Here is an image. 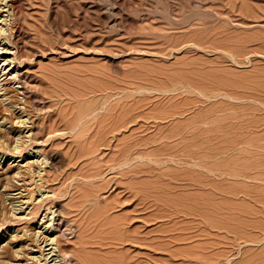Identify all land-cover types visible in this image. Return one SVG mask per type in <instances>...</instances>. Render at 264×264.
<instances>
[{"label": "rangeland", "instance_id": "1", "mask_svg": "<svg viewBox=\"0 0 264 264\" xmlns=\"http://www.w3.org/2000/svg\"><path fill=\"white\" fill-rule=\"evenodd\" d=\"M4 1L5 0H0V3H2L3 5L9 4V2L4 3ZM190 1L192 2V0ZM222 1L223 0H221L220 3L219 0V4H215L217 0H211V3L213 2L215 4L214 6L213 3L211 4L210 1L206 0L207 3L205 2V4H203L204 7L202 6V9H204L205 6L207 7L204 9L205 11L203 10L205 13L208 9H213V12L209 10L208 12H211L214 15H212L214 18L215 16L217 18V16L219 15V20H221L220 23L216 18L213 19L217 21L212 23L211 21L213 20L210 19L211 17L208 20H205L208 17H206L205 19L203 17H200V19H202L201 21H203L204 19L206 25H209L210 23L211 25H209L208 27L204 26L205 22H202V24L199 22L200 24L198 26L197 23L200 20H198L199 17L196 16L194 17V19H192L194 22H189L190 25H188V23L184 24L185 26L181 25V28L179 26L169 27V25H167L166 23H156L155 21L152 23L154 24L153 26L150 23V19H146V21L141 20V22L135 14V12L141 8V5L139 6L141 0H112L113 4L115 5L116 13L118 15V33H120H117L116 35L114 33H111V35L106 33L104 34V32H92L91 29L87 27V25H90L89 22L93 21L91 18H89L88 21L84 19L81 20L80 23H77L75 20V15L77 14V6L75 3H69L68 7H64L57 14L48 16L46 12V0H18L17 13L19 17H21L27 31V34H25L26 36L24 37V42L26 41L27 43L23 46V50L20 52L13 45V37L12 39H10L11 35L10 32H8L9 28H7L8 26H6L9 24L11 10L8 9L9 7H6L5 5L4 7L2 4L0 5V30L3 29V31H0V89L4 88L0 90V92L3 94L7 89L10 90L9 95H7L8 97H2V94H0V116L3 115L8 118L10 117L9 123L7 121L0 120V124H2V122L5 123L3 125H0V128H4L2 130L0 129L2 132H0V138L3 135V138L0 139V177H3V179H0V264H41L42 261L43 264H45L49 259L50 260L46 264L62 263L60 262L61 256L59 258L60 250L57 249L59 245L56 244V241L52 239L53 237L55 238L56 235L55 233H53L54 231H52V229L49 230V223H45L47 222V218L45 220L47 206H49L48 208H50L51 206H54V204L60 202L64 205V207H68L71 204L70 201L72 195L74 197L77 196L78 193L81 194L79 188L84 191L83 193L86 192L87 195L90 194L89 198H92L93 196L97 195L100 196L102 200H109V203L110 200H112L111 203L113 204L116 203V200L118 199L119 201H125L121 202L122 204L125 203V205H123L124 207L121 204V206H117L119 207L118 209H116L117 207L115 206V204H111L113 205L111 206V208L115 206L116 211L112 208V214H109V218L107 217V219H110V217L111 219H113L114 217L123 218V216L125 217L127 215L133 218V226H131L133 234L132 241L127 242V244L124 243L122 245L123 247L121 246L119 250H113V252L115 253H110L112 250H109L108 245V248H104L99 246V243H97V246L95 247L99 246V249L96 248L99 251L94 248L93 244L99 241L98 237H94V235L97 234L95 233L97 231L96 222H99L96 220H99V218L96 215V219H93L95 221L94 224L96 225V227L94 225V227H92L93 230L91 231H95V234H92V239L94 238L96 240L94 241V239H91V241L95 243L89 245V247H92V250L94 248V250L92 251L90 250V248L88 250H90V252L92 251L97 256L103 257V259H106L108 256H111L117 260L116 262L122 261L123 264H199V258L204 255L201 254L202 252H199L202 251V249L200 250V248L202 247L204 248V250H206H203V252H206L207 257L209 253L211 254V258L218 259L213 261V259L211 260L210 257L207 258L206 255H204L206 259L209 260L207 264H217L218 261H220L221 264H264V0H236V2H234L233 0H224L225 4L228 2L226 6L224 3H222ZM230 1L234 4L232 3L231 5L229 3ZM180 2L182 3L180 4ZM180 2V5L183 4V6L188 9L185 10L186 12L192 11L191 9L189 10V8H191V2L186 0H181ZM244 4H248L250 9H248V6L246 9V6H244ZM208 5L210 6L209 8ZM218 5L220 8L222 7L226 12L221 13V8V10H219L220 14L222 15L225 13L226 16L227 14H231V16L229 15L230 18L228 16L226 17L225 14L221 17L219 12L217 13L218 15H215L216 13L214 12H217V10L219 9V7L218 9L216 7ZM228 5H230L231 7ZM235 5L237 6L234 7ZM187 6H189V8ZM224 6L227 7V9H225ZM228 7L229 9L231 8L230 11ZM240 7H243L244 9H240ZM232 8L236 12H238L239 15L237 17V14H234L235 11L232 10ZM238 8L240 9V11H237ZM245 9L248 11L249 14ZM7 11H9V13H7ZM231 11L233 14L231 13ZM243 12L244 14L246 12V15H244ZM3 13L5 15L7 14L6 19ZM241 13L244 16L248 15V17L241 19ZM174 17L180 18V15L175 14ZM221 18H225L226 21L224 19L223 21ZM69 20H72L71 23L73 24V27L76 26L80 29L73 32H63L59 34L60 37L59 35L53 33L52 22H54L55 24H63L66 21L69 22ZM228 20L230 22H228ZM1 21L7 24L5 25ZM207 21L209 22L207 23ZM192 22L195 26H193L194 29H197L198 27L200 28L194 30L191 27V25H193ZM159 24H161L162 26ZM201 25L204 26L202 29L206 30H202V33L200 31V34L199 30H201ZM144 26L148 27L147 30L145 29L146 27L144 28ZM150 26L154 27L155 29L159 28V30H153V28L151 27V29ZM140 27L144 28L145 30L143 29V31H141L142 28ZM162 27H164V29H169H165V31H163L160 29ZM171 28H173L174 30ZM207 28L210 29L207 30ZM139 29L140 31H138ZM158 31L159 33L164 34L167 32L166 35L169 36V40L167 38L165 39L164 45L160 44V42L163 41L161 39H157L158 42L152 41L156 39H152L146 35H143V33ZM186 31L191 33V35ZM80 32H83L85 34L84 39L80 40L78 39V37L75 36L77 33ZM182 33L183 35H185L186 33V35L189 34L188 36H191V39H189V37V41L185 40L186 42H184L182 38L181 42L183 43H180L181 38L179 37L182 36L184 37V39L185 37H188L183 36ZM171 35H174V38H171ZM194 35L198 36V39L203 38V42L202 40H200L203 45L204 41L207 40V37L209 38V40H211V42H207L209 41L207 40L204 46H201L202 44L200 42H190V40L194 38ZM200 35H202L203 37ZM175 36L179 38H176V40L178 39L177 41L175 40ZM196 36L194 38L195 40L197 38ZM147 37L151 40H148ZM147 40L152 41L156 43L155 45L160 46L152 45L154 43L146 42ZM166 40H168V42ZM177 42L180 44H178ZM166 43H168L167 45L169 47L165 46ZM175 43L178 44V47L177 45L175 47ZM185 43L188 44L186 45ZM171 44H174V46L171 47ZM58 45H61L62 47ZM161 46L166 47V50L164 49V52L163 50H161ZM158 49L163 53H161ZM15 52H17L18 54H16ZM13 53H15L16 55L14 56ZM12 58H14V62L12 61ZM4 62L7 64L3 65ZM12 64L13 67H11ZM17 68L20 69V71L26 72L31 75V78L28 80V83L31 86V89H33L36 94L38 93L37 95H39V97L43 98L42 101L45 104L44 106L42 105V108L44 107L43 110L38 111V115L34 120L36 124L35 128L32 123L33 118L30 119L29 115H27L26 113L23 114L21 112V108L24 107L23 105L24 102L27 101V98L26 95H22V84L20 85L18 80L16 81L17 75L15 69ZM2 71H5V73ZM13 77L15 80L13 79ZM9 81L11 83H9ZM19 85L21 88L19 87ZM6 92H8V90ZM15 92L16 94H18L19 92V95L17 96ZM10 95H12L14 98H11ZM15 96H17L16 103H13V99H15ZM22 100H24V102H22ZM8 102H11V104H9ZM19 102L23 104H20ZM11 105L13 107H11ZM17 106L19 108V111ZM131 108L134 109V111ZM126 109H131L132 114L136 113L134 116L138 114V118L141 117L142 125L140 119L138 118L135 124V126L138 124L139 127L141 125L140 131L138 126L133 128H136L134 131H130V127H128L129 129H122L125 128L123 126L121 127V130L118 129L121 125L119 124L118 126L116 122L118 121L119 123V119L122 117V115L120 114H124V110L127 112ZM11 110L13 111V113ZM182 110L187 111L182 112L185 113V115L179 114L182 117L177 116V112H181ZM121 111L123 113H121ZM172 112H174L176 116ZM14 113H17V115ZM166 113H171L168 114L170 117H168V115H165ZM159 114H164L167 119L165 118V120L164 115L162 117V115ZM201 114H203L206 119H209V116L210 118L212 117V121L210 119L209 120L212 123L214 122V124H203V126L205 127L202 128L203 126L202 123L200 126V120L203 118L200 119V117H202L203 115L201 116ZM148 115L151 116V118L153 117L152 115H155L156 118L158 117L157 115H159V117H162V119H160L164 121H161L159 119L157 120L154 117L152 119H154L155 122H150L148 118H145L149 117ZM171 115L174 116L172 117ZM18 116L21 119L24 118V121H21V119L19 120V118L16 119V117ZM143 116L145 119L143 118ZM176 117H179L180 119H177ZM193 117L194 119L197 118V121L196 119L194 120ZM151 118L149 117L151 121H154ZM189 119H191L190 121H192L193 119V122H195H192L189 125H198L199 123L198 126L194 125V128L205 129L206 126H211V128L209 127L210 130L215 129L216 131L214 130L213 132L215 133V135L213 134L214 138H217V134L220 136H229L228 138L225 137V139L220 138V136V139H214L212 146H214V144L216 145L218 142L223 143H219L217 147L215 146L216 148L213 147L215 148V150L220 147L221 150H219L220 148H218L217 152L214 151L215 154L218 155L217 157L215 156L217 159L215 157L208 159V163L212 164V162L215 161H223L225 166L223 164L220 165V162L216 163L217 166L214 165L216 173H211V176H209L210 173L207 172V169L205 168L207 167L205 165H208V163L206 162L207 160L202 163L203 167L199 166L198 168L197 166L196 168V164H193L194 160H190L188 158L186 159V161L190 160V163L195 166L190 165L189 161L185 164V161L178 162L177 159H170L171 154H174L175 152V146L178 144L175 138L171 139L174 141H171L170 139L166 141V139H164L167 145L171 141L170 147H172L173 150H171L168 145V148L163 151V153H165H162L163 157L160 152H158H162V150L159 149L157 151L158 148H154L157 145L161 144V141H159L161 136L158 134L156 135V133L159 131L158 127H160L161 129L158 132H161V135L163 134L162 130L167 134H169L168 132H170V134H173L176 131L181 130L182 127L179 128L180 126L184 127L186 124L187 126H189ZM11 120H13V124ZM52 120H55L56 124L53 128L50 129V126L53 123ZM145 120H147L149 123H147ZM113 123H116L114 125L115 130L112 127ZM151 123H153V127L151 126ZM154 123L156 126L154 125ZM178 123H180V126L178 125ZM25 124L27 125V127L25 126ZM30 124L31 126H33L30 127ZM43 124L46 125H44L45 128L47 127L46 129L44 128ZM145 124L146 128L144 126ZM147 124H149V127L147 126ZM28 125L30 127L29 129ZM161 125H164V128H168L164 129ZM175 125L178 127L179 130L176 127H173ZM37 126L43 127L44 131L37 132ZM115 126L118 127L117 130ZM199 126L201 128H198ZM142 127L145 129H147L148 127V129L145 131V129H143ZM171 127L174 132L171 131ZM208 127L207 129H209ZM31 128H34L35 131ZM168 129H170V131ZM111 130L113 132H111ZM128 132H131V134H129ZM140 132H144V134L147 135L145 136L143 133H141L140 135ZM132 133L135 135L134 138ZM135 133L139 134L138 137L142 136L140 138L142 141L144 137L146 138L148 136L149 138L150 136L153 141L150 138V140L148 138L147 140H149L151 144H153L155 140L157 144H153L152 147L150 142H147L146 139V141L144 140L145 142L143 141L145 143L144 144L142 141H140V139H138V137L136 138ZM128 134L132 137L130 139H134L135 141L138 140L141 142V144L140 142L138 143V148L140 144L139 150L144 148V151H142L141 153V151L138 150L141 154L137 151L136 155L139 154V157H141L143 153H146V155L143 156L142 159V161L144 160L143 163L146 162L144 166L145 168L139 162V160L141 161V158L139 159L137 157L139 160H135L137 162H134L135 164H132V169L130 171L126 168V166L120 168L122 169L121 171H123L124 175H126V172L130 176L128 177L126 175L128 178L126 176L125 178L123 174L120 173V169H118L119 172L116 169V174H120V177L118 176L117 178V175L114 173L115 171H111L115 162L113 161L112 157L109 156L112 155L113 157H115L114 152H117L119 147L117 150L115 149L116 151L114 150V147L117 148L118 144L120 143L119 141L123 142V139H125V137L129 138V136H127ZM104 139L106 140V144L100 143V141H103L105 143ZM130 139H126L124 142L126 143L127 140H129V142L132 141ZM199 139L200 137H198V140ZM226 139L227 141H230L224 142V140ZM217 140L218 142H216ZM122 142L119 146L123 144ZM159 142L160 144H158ZM173 142L176 143V145H174ZM141 145H147L149 147H141ZM145 148H147L146 152ZM150 148H152V150ZM51 150L59 152L63 158L62 163L60 164L61 168L59 167V169L57 170L51 169ZM153 150H155L156 152H153ZM167 150L170 154V156H168L169 159H167L168 161H166L165 159L168 155ZM219 152L220 154H218ZM151 153H153L155 156H158L159 154L160 158L159 156H151ZM221 153L224 154L221 155ZM47 155L49 157H47ZM153 159H156V162ZM212 159L214 161L211 162ZM110 160H112V164ZM171 160L174 161L175 165L172 163ZM106 161L107 163H105ZM108 161L110 162L108 163ZM149 161H151L152 163L150 162L149 164H147ZM225 161L229 163L230 166H227L228 164ZM138 162L140 166L139 164H137ZM171 163L173 164L174 169L175 166L179 169L182 166L181 171L179 169L174 170L173 168H171ZM106 164H108L109 167L106 166ZM150 164L153 167H151ZM218 164L223 167L220 168ZM146 165H148L149 169L151 170H153L154 168L153 171H155L156 175L153 171H151L150 173L148 171L149 169H147L148 166L146 167ZM141 166L144 168V170L146 169L145 171L142 170L144 172L141 171ZM17 167L20 169H18ZM184 167L187 168L184 169ZM194 167L196 170L194 169ZM227 167L230 169H228ZM133 168L135 170H133ZM136 168L140 169V171L137 169L138 172H136ZM203 168L204 171H202ZM219 168L220 170H218ZM172 169L174 170V175L171 171ZM98 170L99 172H101V174H99ZM108 170L110 172H108ZM178 170L179 172H176ZM197 170H200L201 172H198V175L197 173H195V171ZM127 171H129L130 173ZM183 171H185L184 175L189 177V179L188 177H185L187 178V181L179 179V177L181 178V174H183ZM37 172H39V174H37ZM141 172L142 174H144L145 172L146 173L144 175H141ZM147 172L150 173V175ZM175 172L178 173L176 174L178 175L176 176L178 180H176L177 178H175ZM180 172L181 174H179ZM23 173H26L27 175ZM135 173H139L140 175H137ZM163 173H171L172 177L170 178H173L176 181H172L170 178L167 179V177H164L165 174ZM207 173H209V175ZM7 174L9 175V178ZM22 174L26 177H20ZM131 174L135 175L136 178L133 179L132 177L134 176ZM190 174L191 176H189ZM204 174H207L208 176L206 177V175ZM5 175L6 177H4ZM160 175L163 176V181H166L165 183L167 184V187L164 186L165 184H162L164 182H162V177ZM213 175L215 178L213 177ZM30 176L35 177L34 180L38 182L35 183L37 187L38 185L42 186V188H40L41 191L37 188L40 191V194L35 190L34 191L37 193V195L35 193L32 194V197H34L33 199H36L37 197V201L35 202L38 203H34L33 201V204L25 203L26 197H30L31 194L29 191H26V193L23 190V187L26 186L27 178H29ZM95 176L97 177V179H91L92 177L96 178ZM156 176H160L159 178L161 179H158ZM166 176L169 177L170 174H167ZM41 177H43L46 181H44V179ZM113 177H116L117 181ZM130 177L137 183H140L144 186L142 187L140 184H136V182L131 180ZM190 177L191 180L193 179L195 180V182L196 179L198 180L201 177H203V180L205 178L210 177V179L214 178L213 180L217 181L215 185V181L212 180L214 183L213 185H215L213 187L216 188V186L218 185L219 190H215L214 188V192H216L218 195L216 193H213L215 196L213 197V201H217L218 203H220L219 207H216V211H219L216 215H218V219H222L220 222L223 221L225 226L227 222V225L231 224L229 225V228H231L229 234L231 237L236 235L234 237L236 241L234 238V241L231 240L232 244H224L223 241L225 239H222L223 237H221L225 234L224 230H217L218 232L215 230L216 234L215 232H213V230L209 237L213 238L211 237L212 235L214 237H217H215L216 240L214 238L212 240L207 237L210 231H207V233L206 231L203 232V236L202 233H199L201 231H199L197 235L198 237L195 238L198 230L195 231L197 228H194L195 230L193 229L189 231H192L191 233L188 232L189 235L191 234L192 237L189 236L187 233L186 235L188 236L186 237L190 238H185L184 235L180 240V237L175 236L177 235L175 234L177 232L176 230H174L175 228H170L173 225H171L172 222L168 221L169 217L166 216L168 212H166L165 208H160L161 205H159L160 209L157 207V209L160 210L159 211L154 206L151 208L152 210L147 209L148 206L146 207V205L142 206L144 205V197L141 199V197L144 195L143 192L146 191L147 193H154L159 189L161 190L160 187H163V190H161L163 192L159 190V193H161V195L158 192L155 193L159 194L160 196H163L162 198H166L169 201L176 199L174 200L175 203L178 202V200H182V203L179 201V203L177 204H184V206H188V204L192 205V203H195L194 200L197 201L198 198L201 199V197L204 195V191L200 190V193H198L199 189H197V186H195V183L193 181H190ZM109 179L112 182L108 181ZM120 179L121 181L127 179V182H120ZM169 179L174 184L180 183V186L177 185L179 186L177 187L175 186L176 184H172L171 187H169L168 189V185L171 184ZM130 180L132 183L129 182ZM158 180L162 183L156 182ZM206 180L207 179H205V181ZM115 181L116 183L118 181L120 183H117V185H115ZM140 181L144 182L145 184L141 183ZM147 181L150 183L153 182V184H155L154 186L159 189L155 190V187L153 188V184H150ZM167 181H169L168 183L170 184H168ZM105 182H110L109 184L112 187H109L108 184L106 185ZM190 182H193L194 185ZM42 183L44 184L42 185ZM182 183L184 184L183 187L185 189L181 186L183 185ZM45 184L46 186L44 187ZM121 184L125 188L126 186H130V184H134L132 186L133 190L134 188H138L133 192L134 194L136 193L135 196L137 195V197L140 198L131 199V195L129 194L127 197L124 198V196L127 195L129 191L127 190L124 192V190L126 189H124L123 187L121 188V186H119ZM189 184H192L194 188L190 185V189ZM100 185L102 186V188L98 187ZM138 185H140L144 189V191L142 188L140 189V186ZM164 187H166V189ZM173 188H176L178 195L180 191H182L184 193V196L181 193V195H179L181 197H179L177 193H175L176 191ZM44 189L45 191H43ZM138 189L140 191L142 190V193L138 191ZM152 189L153 191H151ZM164 189L166 190V192ZM193 189L195 191L197 189L196 193L198 194H201V192H203L202 195H200L199 197V195L196 194ZM93 190H95L94 194L91 192ZM225 190L228 193H226ZM62 191H65V193L67 191L68 195H66V197H60L59 195H61L60 193H62ZM17 192L18 194H15ZM55 192L57 193L56 195ZM87 192L91 193L88 194ZM138 192L140 193L137 194ZM189 192H192L191 194H193V196L189 194ZM220 192L221 194L222 192H225L228 195L224 193V195L222 194L221 196ZM173 193L175 194V198L170 199L173 198ZM185 193L189 195H186ZM26 194L27 196L25 197ZM167 194H169L168 198ZM195 194L198 197H195ZM87 195H85V197ZM91 195L93 196L91 197ZM159 195L157 196L159 197ZM155 196L152 197V199L155 198ZM191 196L193 200L191 199ZM224 196H226V199H222L224 198ZM45 197L48 198L46 199ZM186 197H189L190 199L187 200ZM42 198H45L44 202ZM128 198H130V201ZM183 198L187 201V203L185 200V202L183 201ZM214 198H218V200ZM140 199L142 200V205L141 201H139ZM38 200L42 201L39 203ZM189 201L193 202L191 203ZM104 203L105 202H103L102 206L105 205ZM159 203L161 204L160 201ZM218 203H215L216 205L214 203L213 204L215 206H218ZM42 205L43 208H41ZM221 205H223L224 207ZM227 205L229 206V208H227ZM21 206L22 208H20ZM107 207L109 208L110 206ZM144 207L149 211H147ZM222 207L227 209L223 210ZM140 208H144V211H140ZM82 209L83 211L81 210V213L77 212L76 214H72L69 216L73 217L74 219L77 218L75 220L79 219L77 222H80V224H82L83 222H81L80 219L83 220L86 218V220L84 221H89L88 224H90V221L92 220H90V215L93 216L95 215V213H91L92 209L88 207H82ZM137 209H139L138 211L141 213H139ZM162 209L166 213H164ZM37 210L38 212L39 210H41V212L37 213ZM87 210L90 211L88 212ZM66 211L67 210H65V212ZM150 211H154V213L155 211H157V213H160L154 214ZM227 211H229V214H226ZM150 213L153 214V218H156H154L155 221L152 219V215H149L151 221L147 220V218H149L147 214ZM162 213L164 214V216L168 217L166 218L168 220L161 219V217H158L160 218L158 219L156 217V215H163ZM219 213H224L226 217L222 214L224 217L221 218L222 215ZM82 215L85 218H83ZM86 215L88 218L86 217ZM143 215L147 218H143ZM92 216L91 218L94 217ZM136 216L138 218H134ZM228 216L231 217L229 218V221H227ZM42 219H44L45 221ZM223 219H226L225 222H227L225 223ZM93 220L91 226L93 224ZM114 220L116 219L114 218ZM120 220L121 219H117V222H121ZM160 222H164V225L170 223V225L168 224L169 227L167 225L164 227L161 225L163 223ZM233 225H236L237 227L239 226V231H237V227H234ZM231 226L234 228L233 232L239 234H233V228ZM162 227L164 228V233ZM167 227L168 229L170 228V230L167 231L168 233L165 231ZM159 229L162 230L161 236H159L160 232L158 233V231H160ZM193 231L195 232V236L194 234H192L194 233ZM115 232L117 231L114 230V233ZM171 232L175 234L174 237H170L173 236V233L171 234ZM121 233H125V231L122 230V232H120L119 234L121 235ZM48 235L50 236V238ZM124 235L125 234H123V236ZM237 235H239V237ZM170 238H176L178 240L174 239V241ZM75 239L76 237L74 238L70 236L68 239L69 241L67 240L65 243L73 246ZM39 240L42 241L40 242ZM217 240L219 241L217 242ZM160 241L165 246H163ZM170 241L173 242L171 243ZM210 241H213V243L211 242L213 245L216 244L215 247H212L213 245L210 246ZM220 241L223 242L224 246L219 243ZM206 242H208L209 245H205L204 247V244H206ZM217 245L220 247H218ZM159 246H161L162 248L159 249ZM39 247H42L44 250L40 249ZM163 247L165 249H163ZM37 248L39 249V251ZM211 248H213V250L215 248V250L213 251ZM102 249L103 251L101 252ZM210 249L212 250V253L208 252L210 251ZM50 250H52L53 252ZM108 250L109 252L106 253ZM197 251L199 252V256L196 254ZM42 252H44V254ZM223 252H225V254ZM213 253L215 254V256L216 253H220V256L218 255L219 257H215ZM43 255L45 257H43ZM48 256L49 258L46 259V257ZM30 257L34 259H30ZM35 257L37 259H35ZM53 257L56 258V262L54 261ZM25 261L30 263H26Z\"/></svg>", "mask_w": 264, "mask_h": 264}, {"label": "bare ground", "instance_id": "2", "mask_svg": "<svg viewBox=\"0 0 264 264\" xmlns=\"http://www.w3.org/2000/svg\"><path fill=\"white\" fill-rule=\"evenodd\" d=\"M7 0H5L4 1V3H8L9 2V4H4L6 7H9L8 9H10L11 10V17L9 18L10 20H9V24L8 25H6L3 21H1L2 23H4L6 26H8L7 28H9V31L8 32H10V39H12V37H13V45L15 46V48L20 52V51H22L23 50V46L27 43L26 41L24 42V37L26 36L25 34H27V31H26V28H25V25H24V23H23V21H22V19H21V17H19V15H18V6H17V2H18V0H10V1H7ZM21 1V0H20ZM181 0H141V3H139V6L141 5V8L140 9H138L136 12H135V14L137 15L136 17H138V19H140V21L142 20V21H146V19H150V23L152 24L154 21L156 22V23H166L167 25H169V27L170 26H173V27H181L182 28V26L181 25H184V24H186V23H188V25H190L189 24V22H191V21H193L192 19H194V17H199L198 18V20H200V21H198V23H197V25L199 26V24L201 23L202 24V22H205L204 21V19L206 18V17H208V18H206L205 20H208L210 17V19L211 20H213V21H211V20H209V21H211L212 23L213 22H215V21H217V20H214L215 18H216V16H215V18L213 17L214 15L211 13V12H208V10H207V12L205 13L204 11V9L205 8H207L206 6H205V8L204 9H202L204 6H203V4H205V2H206V0H192V2L190 1V0H186V1H189V2H191V8H189V6H187L188 8H189V10L191 9L192 11H188V12H186L185 10H188V9H186V7L185 6H183V4L182 5H180L182 2H180ZM208 1H210V3H211V0H208ZM213 1H216V0H213ZM232 1V0H231ZM229 2L231 5H232V3L233 2ZM234 2H236V0H233ZM179 2H180V4H179ZM69 3H75L76 4V6H77V9H76V12H77V14L75 15V17H76V22L77 23H80L81 22V20H84V19H86L87 21H88V19L89 18H91L93 21H91V22H89L90 23V25L88 26L87 25V27H89V29H91V31L92 32H104V34L106 33V34H111V33H114L115 35L118 33V25H119V23H118V15H117V13H116V10H115V5L113 4V2H112V0H46V5H47V7H46V12H47V15L48 16H52L53 14H57L61 9H63L64 7H68L69 6ZM207 3V2H206ZM213 3V2H212ZM211 3V4H212ZM220 3H221V0H220ZM222 3H224L225 4V2H224V0L222 1ZM228 3V2H227ZM226 3V4H227ZM2 3H0V5H1ZM211 4H209V5H211ZM215 4H219V0H217V2H215ZM215 4L213 3V5L215 6ZM226 4H225V6H226ZM234 4V3H233ZM236 4V3H235ZM243 4V3H242ZM3 5V4H2ZM4 5H3V7H4ZM208 5V8L210 7ZM182 6V7H181ZM203 6V7H202ZM221 6V5H220ZM224 6V8L225 9H227V7H225ZM228 6H230V5H228ZM237 5H235L234 7H236ZM244 6H246L245 8L247 9V6H248V4H244ZM2 7V8H3ZM144 7V8H143ZM184 7H185V9H184ZM217 7V9H218V7H219V5L218 6H216ZM231 7V6H230ZM233 7V8H234ZM249 7V6H248ZM96 8V9H95ZM222 8V7H221ZM221 8L219 7V9L217 10V12H214V13H216L215 15H218L217 13L219 12V10H221ZM232 8V10H234ZM241 8H243V7H240V9ZM8 9H5V10H8ZM143 9V10H142ZM202 9V10H201ZM228 9H229V7H228ZM240 9L238 8L237 9V11L239 10L240 11ZM244 9V8H243ZM245 9V10H246ZM248 9H250V7L248 8ZM204 10V11H203ZM216 10V9H215ZM222 10H224L223 8H222ZM220 11L221 13L222 12H225V10L224 11ZM231 10V8L229 9V11ZM209 11H212L213 12V9L212 10H209ZM228 11V10H227ZM228 11V12H229ZM235 11V10H234ZM242 11V10H241ZM247 11V10H246ZM1 12V11H0ZM132 12V11H131ZM220 12H219V14H220ZM227 12V13H228ZM236 12V11H235ZM234 12V14H237L236 15V17L239 15L238 14V12H236L235 13ZM7 13H9V11H7ZM188 13H190V14H188ZM208 13V14H207ZM226 13V12H225ZM224 13V14H225ZM231 13H232V11H231ZM247 13H248V11H247ZM1 14V13H0ZM4 14V13H3ZM130 14H132V13H130ZM134 14V15H135ZM180 15V18H175L174 17V15ZM209 14H211V15H209ZM224 14H222V15H224ZM233 14V13H232ZM243 14H244V12H243ZM249 14V13H248ZM5 15V14H4ZM7 15V14H6ZM6 15L4 16L5 17V19H6ZM133 15V16H134ZM213 15V16H212ZM221 15V14H220ZM222 15H221V17H222ZM229 15L231 16V14H227V16L229 17ZM244 15H246V12H245V14ZM244 15H242V13H241V15L240 16H242V18L241 19H244L245 17L247 18L248 17V15L247 16H244ZM219 16V15H218ZM217 16V18L216 19H218V21H219V23H220V21L221 20H219L220 18ZM225 16H226V14H225ZM224 16V17H225ZM226 16V17H227ZM233 16H235V15H233ZM232 16V17H233ZM244 16V17H243ZM8 17V16H7ZM200 17H203L204 19H203V21H201L202 19H200ZM225 17V18H226ZM214 18V19H213ZM225 18H223L224 20H225ZM230 18V17H229ZM5 19H4V21H5ZM222 19V18H221ZM222 19V20H223ZM228 19V18H227ZM147 20V21H148ZM223 20V21H224ZM230 20V19H229ZM228 20V22H230ZM135 21V20H134ZM141 21V22H142ZM209 21H207V23L209 22ZM226 21V20H225ZM7 22V21H6ZM72 22V20H69V22H65V23H54V22H52V28H53V33L54 34H56V35H59V34H61V33H63V32H73V31H77L78 29H80V28H78V27H76V26H74L73 27V24L71 23ZM137 22H139V21H137ZM194 22V21H193ZM193 22H192V24H193ZM200 22V23H199ZM88 23V22H87ZM88 23V24H89ZM155 23V24H156ZM205 24V25H204ZM203 25L204 26H208L209 27V25H211V23L208 25H206V22L204 23ZM218 24V23H217ZM150 25V24H149ZM148 25V26H149ZM153 26H154V24H152ZM159 25H161V24H159ZM165 25V24H164ZM167 25H165V26H167ZM213 25V24H212ZM3 26V25H2ZM162 26V25H161ZM185 26V25H184ZM194 24L193 25H191V27L194 29ZM204 26H202L201 25V30H199V33H200V31H201V33H202V30L203 31H205L204 29H202ZM214 26V25H213ZM146 26H144V28H145ZM152 26H150V28H151ZM168 27V26H167ZM140 28H142V27H140ZM144 28H142V30L141 31H143V29ZM147 28L148 27H146L145 29L147 30ZM153 28V30L155 29L154 27H152ZM151 28V29H152ZM180 28V29H181ZM190 28V27H189ZM200 27H198L197 29H199ZM213 28V27H212ZM144 29V30H145ZM158 30H159V28H157ZM157 29H155V30H157ZM161 30H163V31H165V29H169V28H165L164 29V27H162V28H160ZM171 29H173V28H171ZM177 29V28H176ZM175 29V30H176ZM196 29V28H195ZM194 29V30H195ZM196 29V30H197ZM208 29H210V28H207V30ZM6 30H8V29H6ZM174 30V29H173ZM0 31H3V29L2 30H0ZM138 31H140V29L138 30ZM171 31V30H170ZM135 32V31H134ZM169 32V31H168ZM174 32V31H173ZM186 32H188V31H186ZM190 32H192V31H190ZM120 33V32H119ZM118 33V34H119ZM133 33V32H132ZM139 33H141V32H139ZM167 33V32H166ZM166 33L164 34V33H159V31L158 32H147V33H143V35H146V36H148V37H150V38H154V39H156V40H152V41H157V39H161V40H163V41H161L160 42V44H163L164 45V43H165V39L167 38H169V36H167L166 35ZM175 33V32H174ZM189 33V32H188ZM200 33V34H201ZM0 34H1V32H0ZM185 34V33H184ZM187 34V33H186ZM183 35V33H182V35L183 36H188L189 34L191 35V33H189L188 35ZM196 34V33H195ZM112 35V34H111ZM168 35H169V33H168ZM176 35V34H175ZM76 37H78V39H84V37H85V34L83 33V32H80V33H77L76 35H75ZM195 36L196 35H194L193 37L195 38ZM200 36H202V35H200ZM28 37V36H27ZM59 37H60V35H59ZM140 37V36H139ZM148 37H147V39H148ZM174 38V35L172 36L171 35V38ZM190 37V38H189ZM197 38H196V40H198V41H196L194 38L192 39V40H190V42H193V43H195V42H200L201 43V41L200 40H202L203 38H201V39H198V36H196ZM203 37V36H202ZM141 38H143V37H141ZM140 38V39H141ZM176 38H178V37H176L175 36V40H176ZM179 38H181V40H180V43H183V42H181L182 41V38H183V41L184 42H186L185 40H187V41H189V39H191V36H188V37H185V39H184V37H179ZM178 38V39H179ZM187 38V39H186ZM189 38V39H188ZM56 39H58V38H56ZM55 39V40H56ZM135 39V38H134ZM177 39V40H178ZM207 40H209V38L207 37L206 38ZM205 39V40H206ZM145 40V39H144ZM148 40H151V39H148ZM146 41V42H152V41ZM169 40V39H168ZM168 40H166L167 42H168ZM176 40V41H177ZM206 40V41H207ZM58 41V40H57ZM56 41V42H57ZM176 41H173V42H176ZM195 41V42H194ZM206 41H204V45L206 44ZM11 42V43H12ZM145 42V41H144ZM143 42V43H144ZM158 42V41H157ZM163 42V43H162ZM169 42H171V41H169ZM190 42H188V43H190ZM202 42H203V40H202ZM207 42H211V40H209V41H207ZM152 43H154V42H152ZM152 43H149V44H152ZM178 43V42H177ZM175 43V47H176V45H177V47H178V44H180V43ZM188 43H185L186 45L188 44ZM6 44V43H5ZM147 44V43H146ZM148 44V45H149ZM156 43H154V44H152V45H155ZM158 44V43H157ZM168 43H166L165 44V46L166 47H169L168 45H167ZM170 44V43H169ZM184 44V45H185ZM198 44V43H197ZM202 44V43H201ZM12 45V46H13ZM172 45V46H171ZM170 46L171 47H173L174 46V44H171ZM183 45V46H184ZM185 45V46H186ZM203 44L201 45V46H204ZM13 46V47H14ZM58 46H61V45H58ZM155 46H160V45H155ZM179 46H182V45H179ZM62 47V46H61ZM164 47V46H163ZM162 46H161V50H163V52L166 50L165 48L166 47H164L163 48ZM159 48V47H158ZM160 49V48H159ZM158 49V50H159ZM165 49V50H164ZM160 51V50H159ZM6 52V51H5ZM161 52V51H160ZM163 52H161V53H163ZM16 54H18L17 52H15ZM15 53H13L14 54V56L16 55ZM7 54V53H6ZM15 58V57H14ZM14 58H12V61L14 62ZM10 59V58H9ZM16 59V58H15ZM8 60V59H7ZM11 60V59H10ZM9 60V61H10ZM17 60H18V58H17ZM6 61V60H5ZM9 63H11V62H9ZM17 63V62H16ZM7 63H3V65H6ZM10 66V65H9ZM11 67H13V64H12V66ZM5 68V67H4ZM22 68V67H21ZM11 69V68H10ZM15 71H16V75H17V78H16V81L18 80V82L20 83V85L22 84V90H23V93H22V95L24 94V95H26V98H27V101H26V99H25V101L26 102H24V100H22V102H24V107H22L21 108V112L23 113V114H27V115H29L30 116V119H32L33 118V125H34V128H35V122H34V120H35V118H36V116L38 115L37 113H38V111L39 110H43V108H42V105L44 106L45 104L43 103V101H42V99L43 98H41V97H39V95H37L35 92H34V90L33 89H31V86L29 85V83H28V80L31 78V75L30 74H28V73H26V72H22V71H20V69H15ZM2 72H4L5 73V71H2ZM11 72V71H10ZM8 74V73H7ZM15 77V76H14ZM14 77H13V79H14ZM5 78V77H4ZM10 79V78H9ZM8 80V79H7ZM15 80V79H14ZM6 83V82H5ZM4 83V84H5ZM9 83H11L10 81H9ZM15 83H17V82H15ZM3 85V84H2ZM10 85V84H9ZM20 85H19V87H20ZM6 87V86H5ZM8 88V87H7ZM21 88V87H20ZM2 89H4V88H2ZM2 89H0V90H2ZM8 90V92H6ZM3 94L0 92V94H2V97L3 96H7V95H9V89H7ZM17 91V90H16ZM12 92V91H11ZM10 92V93H11ZM22 92V91H21ZM20 92V93H21ZM14 93V92H13ZM15 94H16V92H15ZM13 95V94H12ZM12 95H10V97L11 98H14ZM17 96L19 95V92H18V94H16ZM17 96H15V99H13V103H16V98H17ZM8 97V96H7ZM6 97V98H7ZM25 97V96H24ZM4 99H5V97H4ZM20 99V98H19ZM18 100V99H17ZM12 101V100H11ZM20 101V100H19ZM18 102V101H17ZM45 102V101H44ZM9 104H11V102H8ZM20 104H23V103H21V102H19ZM17 105V104H16ZM15 105V106H16ZM10 106V105H9ZM9 106H7V107H9ZM14 106V107H15ZM22 106V105H21ZM11 107H13L12 105H11ZM17 108H18V106H17ZM16 108V109H17ZM7 109V108H6ZM11 109V108H10ZM15 109V110H16ZM45 109H46V107H45ZM132 109V108H131ZM131 109H129V110H131ZM9 110V109H8ZM13 110V109H12ZM11 110V111H12ZM127 110V109H126ZM129 110H127V112L124 110V114H120V115H122V117L121 116H119V117H121L120 119H119V117H118V119H119V123H118V119L116 120L117 122V125L119 126V124L121 125L120 126V128H118V127H116L115 126V128H116V130H117V128L118 129H120L121 130V127L123 126V127H125V128H122V129H127L128 127H130V131L131 130H135V129H133L134 127H137L138 126V124L135 126V124H136V122H137V118L139 117L138 116V114L136 115V116H134L136 113L135 112H133V113H135V114H132L131 112H132V110L134 111V109H132L131 111H129ZM7 111V110H6ZM10 111V110H9ZM18 111H19V108H18ZM123 111V110H122ZM121 111V113H123ZM182 112H187L186 110L185 111H179V112H177V116H180L179 114H181V115H185V113H182ZM12 113H13V111H12ZM20 113V112H19ZM22 113H21V115H22ZM172 113H174V112H172ZM175 113H176V111H175ZM175 113H174V115H175ZM7 114H9V113H7ZM14 114H16L17 115V113H14ZM140 114H142V113H140ZM168 114H171V113H166L165 115H168ZM11 115V114H10ZM13 115V114H12ZM159 115H162V114H159ZM159 115H157L158 117L156 118L155 117V115H152L153 117L152 118H156L157 120L159 119V120H161L162 119V117H163V115H162V117H159ZM165 115H164V119L166 118L165 117ZM173 115V116H174ZM200 115V114H199ZM198 115V116H199ZM203 114H201V116H202ZM6 116H8V115H6ZM40 116V115H39ZM38 116V117H39ZM149 116V115H148ZM172 116V115H171ZM172 116V117H173ZM176 116V115H175ZM197 116V115H196ZM204 116V115H203ZM200 117V119L201 118H203V119H201L200 120V126H201V123H202V126H203V124H206V125H211V118H210V116H209V119L211 120H209V119H206V117L204 116V117ZM21 117V116H20ZM26 117H28V116H26ZM150 118H151V116H149ZM149 117H145L146 119L148 118V120L150 121V122H155V120L154 119H152V120H154V121H151L150 119H149ZM168 117H170L169 115H168ZM180 117H182V116H180ZM10 118V117H9ZM8 117H5V116H3V115H1L0 116V120H4V121H7L8 123L10 122ZM17 118H19V116L18 117H16V119ZM143 118H144V116H143ZM144 118V119H145ZM161 118V119H160ZM177 119L179 118V117H176ZM175 118V119H176ZM199 118V117H198ZM21 118H19V120H20ZM24 119V118H23ZM23 119H21V121H24ZM38 119V118H37ZM138 119H140V122H141V117L140 118H138ZM144 119H142V120H144ZM167 119V118H166ZM165 119V120H166ZM169 119V118H168ZM171 119V118H170ZM180 119V118H179ZM193 119H194V117H193ZM193 119H192V121H190L191 119H189V121H190V123H188V125L189 124H191L192 122H193ZM196 119V121H197V118H195ZM194 119V120H195ZM28 120V119H27ZM156 120V121H157ZM199 120V119H198ZM1 121V122H2ZM12 121V124H13V120H11ZM15 121V120H14ZM147 123H149L147 120H145ZM161 121H164V120H161ZM214 121V120H213ZM6 122V123H7ZM16 122V121H15ZM14 122V123H15ZM52 124H51V126H50V129L51 128H53L54 127V125L56 124V121L55 120H52ZM113 122H115V121H113ZM145 122V123H146ZM186 122V121H185ZM24 123V122H23ZM29 123V122H28ZM115 123V124H116ZM183 123V122H182ZM181 123V124H182ZM187 123V122H186ZM186 123H184V124H186ZM193 123H195V122H193ZM196 123H198V122H196ZM3 124H5L4 122H2V124H0V125H3ZM114 123H113V129H114V125H115ZM160 124V123H159ZM159 124H157V125H159ZM161 124H162V122H161ZM212 124H214V122L212 123ZM32 125V126H33ZM40 125V124H39ZM38 125V126H39ZM45 124H43V126H44ZM112 125V124H111ZM140 125V124H139ZM141 125H142V122H141ZM141 125H140V127H141ZM149 124H147V126H148ZM154 125H155V123H154ZM178 125L180 126V123H178ZM194 125H196V124H194ZM194 125L192 124V125H189V126H187V124L183 127V126H180L179 128H181V130H179L178 129V127L175 125V126H173V127H176L179 131H176L175 133H173L174 131H173V129H172V127H171V131H173V132H171V133H173V134H170V132H168L169 134H167L166 132H163V130H162V135L160 134V133H158L161 129H160V127H158V129H159V131L156 133V135L158 134V135H160L161 137H160V140L159 141H161V144H160V142L158 143V144H160V145H157L156 147H154L155 149L156 148H158L157 149V151L159 150V149H161L162 150V152L161 151H158V152H160V154L162 155V153H163V151H165L166 150V148H168V147H170V143H171V141H174V140H171V139H174L175 138V140L177 141V145H176V143H174V145H176L175 146V148H174V154L172 153L171 154V157H170V159H177L178 160V162L179 161H185L184 163L186 164V163H188V161H189V164L190 165H193V164H196V166L195 165H193V166H195L196 168H197V166H198V168H199V166H202L203 167V165H202V163L204 162V161H206L207 163H208V159H211V158H214L215 156L217 157L218 155H216L215 154V152L214 151H218L217 149L218 148H220V147H218L216 150H215V148L217 147V145L219 144V143H223V142H218V140L216 141V142H218L216 145L214 144V146H212V144H213V142H214V139L216 140L217 138H219V136L220 135H218L217 134V138H214L213 136L215 135V133H213L214 132V130L213 129H211L210 130V128H211V126H206V128L205 129H202V128H204L205 126H203L202 128L199 126L198 128H201V129H197V128H194ZM198 125H199V123H198ZM198 125H196V126H198ZM14 126V125H13ZM25 126L27 127V125L25 124ZM31 126V124H30V127H32ZM36 127V131L38 132H41V131H44L43 129L45 128V126H44V128L43 127ZM42 126V125H41ZM145 126V128H146V124L144 125ZM151 126L153 127V123H151ZM156 126V125H155ZM162 127L164 126V125H161ZM166 126V125H165ZM29 127V125H28V129L30 128ZM139 127V126H138ZM139 127V131H140V128ZM149 127V126H148ZM148 127H147V129H148ZM207 127L209 128V129H207ZM34 128H31V129H34ZM47 128V127H46ZM45 128V129H46ZM143 128V127H142ZM145 128H143V129H145ZM164 128V127H163ZM168 128V127H167ZM167 128H164V129H167ZM194 128V129H193ZM215 128V127H214ZM1 130L2 129H4V128H0ZM112 129V128H111ZM112 129V130H113ZM129 129V128H128ZM147 129H145V131L147 130ZM151 129V128H150ZM149 129V130H150ZM153 129V128H152ZM156 129V128H155ZM1 130H0V132H1ZM111 130V132H113ZM169 131H170V129H168ZM34 131H35V129H34ZM128 131V130H127ZM144 131V130H143ZM144 131V132H145ZM165 131V130H164ZM216 131V130H215ZM22 132H23V130H22ZM21 132V133H22ZM125 132V131H124ZM144 132H140V135H141V133H143L144 134ZM2 133V132H1ZM129 133V132H128ZM134 133V132H133ZM132 133V134H133ZM137 133H138V131H137ZM137 133H135L136 134V138L138 137V135L139 134H137ZM4 134V133H3ZM29 134H30V132H29ZM33 134V133H32ZM39 134H41V133H39ZM129 134H131V132L129 133ZM127 135V136H129V138H127V137H125V139H123V142L122 141H119L120 143L122 142L123 144H121V146H119L120 145V143L118 144V146H117V148L116 147H114V150L116 149H118V147H119V149L117 150V152H114V150H113V152H114V155H115V157H113L112 155L111 156H109V157H112V159H113V161L115 162V164H114V166H113V168H112V170L111 171H115L116 169H117V171H118V169H120L121 167H123V166H126V168L130 171L131 169H132V164H135L140 158H141V161H142V159H143V156H145L146 155V153L144 154L143 153V155L141 156V157H139V154L138 155H136V153H137V151L139 150V148H140V144H141V142L140 141H142L140 138L142 137H138V139H140V141H135L134 139H130V138H132L130 135ZM167 134V135H166ZM214 134V135H213ZM1 135V134H0ZM145 135V134H144ZM147 135V134H146ZM145 135V136H146ZM29 136V135H28ZM32 136V135H31ZM134 134H133V138H134ZM155 136V135H154ZM154 136H153V139H154ZM144 137V136H143ZM156 137V136H155ZM198 137H200V139L198 140ZM216 137V136H215ZM225 137L226 138H228L229 136H220V138H224L225 139ZM1 138H3V135H2V137ZM0 138V139H1ZM147 138H148V136L145 138L144 137V139H143V141L146 139L147 140ZM149 138H150V136H149ZM148 138V139H149ZM157 138V137H156ZM219 138V139H220ZM34 139V138H33ZM126 139H130V140H132V141H130L129 142V140H127L126 141V143L124 142ZM151 139V138H150ZM149 139V140H150ZM164 139H166V141H168V139H170L169 141H170V143H168V145L166 144V142L164 141ZM197 139V140H196ZM230 139V138H229ZM101 140H103V139H101ZM105 140V139H104ZM134 140V141H133ZM145 140V141H146ZM149 140H147V142H150ZM152 140V139H151ZM158 140V139H157ZM100 141V140H99ZM142 141V142H143ZM144 141V142H145ZM153 141V140H152ZM221 141V140H220ZM223 141V140H222ZM227 141V139L226 140H224V142H226ZM228 141H230V140H228ZM227 141V142H228ZM1 142V141H0ZM140 142V144H139V148H138V143ZM143 142V143H144ZM146 142V143H147ZM100 143H103V144H106V140H105V143L102 141H100ZM125 143V144H124ZM142 143V144H143ZM145 144V143H144ZM148 144V143H147ZM150 144H151V142H150ZM149 144V145H150ZM153 144H157L156 143V141L154 140V142H153ZM153 144H151V146L153 145ZM172 145V144H171ZM173 145V146H174ZM101 146V145H100ZM144 147L145 145H141V147ZM147 146V145H146ZM145 146V147H146ZM150 146V147H151ZM155 146V145H154ZM168 146V147H167ZM216 146V147H215ZM147 147H149V146H147ZM153 147V146H152ZM213 147H215V148H213ZM171 148V150H173V148L172 147H170ZM169 148V149H170ZM146 149L147 148H145V152H146ZM151 150H152V148H150ZM168 149V150H169ZM226 149H228V148H226ZM115 150V151H116ZM149 150V149H148ZM168 150H167V153H168V155H167V158H165L166 159V161H168L167 159H169L168 158V156H170V154H169V152H168ZM219 150H221V148L219 149ZM223 150V149H222ZM53 151V152H52ZM139 151H141V153H142V151H144V148L143 149H140ZM138 151V153H140ZM228 151V150H227ZM153 152H156L155 150H153ZM171 152V151H170ZM224 152V151H223ZM225 152H226V150H225ZM116 153V154H115ZM140 153V154H141ZM165 153V152H164ZM163 153V154H164ZM20 154V153H19ZM156 154H158V153H156ZM218 154H220V152L218 153ZM222 154H224V153H221V155ZM226 154V153H225ZM228 154V153H227ZM154 156V157H158L159 156V154H158V156L156 155H154L153 153H151V156ZM166 155V154H165ZM164 155V156H165ZM47 157H49L48 155H47ZM139 159H138V158ZM162 157H163V155H162ZM215 157V158H216ZM145 158V157H144ZM151 158V157H150ZM159 158H160V156H159ZM190 159V160H194V163L193 164H191L190 162V160H188V161H186V159ZM219 158V157H218ZM50 161H51V169H59V167L61 168V163H62V156L60 155V153L59 152H56V151H54V150H51V153H50ZM137 159V161H135ZM157 159V158H156ZM156 159H153L154 161L156 160ZM217 159V158H216ZM20 160V159H19ZM49 160V159H48ZM109 160V159H108ZM151 160V159H150ZM152 160V161H153ZM158 160V159H157ZM171 160V161H172ZM219 160V159H218ZM111 161V164H112V160H110ZM110 161H108V163L110 162ZM141 161L139 160V162H140V164L144 167L145 166V163L146 162H144L143 163V161H142V163H141ZM148 161V160H147ZM153 161V162H154ZM170 161V162H171ZM212 161H214L213 159L211 160V162ZM135 162V163H134ZM139 162L137 163V164H139ZM151 161H149L147 164H149ZM156 162V161H155ZM180 162V163H181ZM193 162V161H192ZM218 162H220V161H215V162H212V164L211 163H208V165L206 164H204L205 166H207V167H205L206 169H207V172H209L210 173V175H209V173H207L209 176H211L212 174L211 173H214L216 170L214 169V165H216V163H218ZM226 162V161H225ZM105 163H107V161L105 162ZM152 163V162H151ZM158 163H160V162H158ZM162 163V162H161ZM172 163L174 164V161H172ZM171 163V164H172ZM183 163V164H184ZM214 163V164H213ZM221 163V164H220ZM219 164L220 165H224V163H223V161L222 162H220ZM227 163V162H226ZM136 164V165H137ZM140 164H139V166H140ZM144 164V165H143ZM157 164V163H156ZM173 164H172V166H171V168H173L174 169V167H173ZM218 164V165H219ZM228 165L227 166H230L229 165V163H227ZM175 165V164H174ZM219 165V167L221 168V167H223V166H220ZM16 166V165H15ZM106 166H108V164H106ZM138 166V167H139ZM141 166V171L142 170H144V168ZM148 165H146V167H147ZM150 166L151 167H153L151 164H150ZM177 166H178V164H177ZM217 166V165H216ZM225 166V165H224ZM49 167H50V165H49ZM109 167V166H108ZM111 167H112V165H111ZM110 167V168H111ZM150 167V168H151ZM195 167H194V169H195ZM202 167H200V168H202ZM18 168V167H17ZM23 168H25V167H23ZM38 168H40V167H38ZM134 168H135V165H134ZM133 168V170H135ZM140 168V167H139ZM181 168H182V166H181ZM181 168L179 169V168H176V166H175V169L177 170V169H179L180 171H181ZM185 168H187V167H184V169ZM220 168L218 169V170H220ZM226 168V167H225ZM228 168V167H227ZM18 169H20V168H18ZM107 169H109V168H107ZM125 169V168H124ZM123 169V170H124ZM137 169L138 168H136V172H138L137 171ZM147 169H149V166H148V168ZM171 170L172 172L175 170ZM183 169V170H184ZM205 169V170H206ZM228 169H230V168H228ZM17 170V169H16ZM40 170V169H39ZM122 169H120V173L121 174H123V176L125 177L126 175L129 177L130 175L128 174V173H126L125 171V174L126 175H124V173H123V171H121ZM132 170V171H133ZM139 171H140V169H138ZM146 170V169H145ZM144 170V171H145ZM153 170H154V168H153ZM153 170H151V169H149L148 171L151 173V171H153ZM179 170L178 171H176V172H179ZM190 170V169H189ZM188 170V171H189ZM196 170V169H195ZM227 170V169H226ZM9 171V170H8ZM19 171V170H18ZM26 171V170H25ZM107 171V170H106ZM129 171H127V172H129ZM132 171H131V173H132ZM144 171H142V172H144ZM186 171H187V169H186ZM194 171V170H193ZM202 171H204V168H203V170ZM230 171V170H229ZM21 172V171H20ZM22 172H23V169H22ZM21 172V173H22ZM34 172V171H33ZM98 172H99V170H98ZM108 172H110L109 170H108ZM119 172V171H118ZM142 172L140 173L141 175H144V174H142ZM154 172V174H155V171H153ZM175 172V178H177L176 176H178V175H176V174H178V173H176ZM184 172L185 171H183V174H181V172L179 173V174H181V178L179 177V179H182V180H185V181H187V178H185V177H188V176H185L184 175ZM190 172V171H189ZM198 172H200V170H197V171H195V173H197V175L199 174ZM219 172V171H218ZM112 173V172H111ZM115 174H116V171L114 172ZM130 173V172H129ZM148 173V172H147ZM150 173H148L149 175H150ZM201 173V172H200ZM204 173H206V172H204ZM216 173V172H215ZM2 174V173H1ZM9 174V173H8ZM7 174V175H8ZM23 174H26V173H23ZM19 175L20 177H22V176H24V177H26L25 175ZM37 174H39V172H37ZM99 174H101V172H99ZM113 174V173H112ZM118 174V173H117ZM116 174V175H117ZM135 174H137V175H140L139 173H135ZM147 174V175H148ZM162 174V173H161ZM163 174H165L164 175V177H167V179L168 178H170V177H172L171 176V173H167L168 175L170 174V176L168 177V176H166L167 174L166 173H163ZM189 174V173H188ZM187 174V175H188ZM192 174V173H191ZM191 174L189 175V176H191ZM203 174V173H202ZM201 174V175H202ZM207 174H204V175H206V177L208 176ZM15 175V174H14ZM13 175V176H14ZM27 175V174H26ZM32 175V174H31ZM34 175V174H33ZM36 175V174H35ZM41 175H42V173H41ZM98 175V174H97ZM96 175V176H97ZM114 175V174H113ZM115 175V176H116ZM120 175V174H119ZM119 175H117V178H118V176ZM131 175H133V174H131ZM156 175V174H155ZM173 175H174V172H173ZM201 175H199V176H201ZM39 176V175H38ZM95 176V177H96ZM122 176V177H123ZM126 176V177H127ZM134 177H132L133 179L134 178H136V176L135 175H133ZM161 176V175H160ZM159 176V177H160ZM180 176V175H179ZM184 178H183V177ZM195 176H196V174H195ZM4 177H6V175L4 176ZM17 177H18V174H17ZM23 177V178H24ZM100 177H102V176H100ZM120 177V176H119ZM125 177V178H126ZM127 177V178H128ZM137 177H139V176H137ZM141 177V176H140ZM158 179H161V178H159L158 176H156ZM162 177V182H164V183H162L161 181H156V182H161L162 184H165L164 186H166L167 187V184L165 183L166 181H163V176H161ZM174 177V176H173ZM204 177V176H203ZM203 177H201V178H199L198 180L196 179L197 178V176H196V182H195V180H191V177H190V181H193L194 183H195V186H197V189H199L198 191V193H200V190H202V191H204V193L203 192H201V194H198V193H196L197 192V189H196V191L193 189V191L196 193V194H198L199 195V197H200V195H202V193L204 194L202 197H201V199L200 198H198L197 199V201L196 200H194L195 201V203H192L191 201H189V202H191L192 203V205H190V204H188V206H184V204H177V203H179V201L180 200H178V202H176L175 203V201L174 200H176V199H174L175 198V194H174V196H173V198H170V199H174V200H171V201H169L168 199H166V198H162L163 196H160L161 195V193H159V188H156L154 185L155 184H153V182H148V183H150V184H153V188L155 187V190L156 189H159L158 191H155V192H158L159 194H157V193H147L146 191V193L145 192H143L144 193V195L141 197V199L143 198V203H144V205H142L143 203H142V200L140 199L139 201H141V205L142 206H145L146 205V207L148 206V208L147 209H150V210H152L151 208L154 206L156 209H157V207L159 208V205H161V207L160 208H165V210H166V212H168L167 213V215L166 216H168L169 217V220L168 219H166V218H168V217H166V216H164V214L163 215H161V216H158V215H156V217L158 218V217H161V219H166V220H168L169 222H172L171 223V225H173V226H171L170 228H172L173 229V227L175 228L174 230H176L177 232H179V233H175V234H177V235H175L173 232H171V234L173 233V236H170V237H174V235L175 236H178V237H180V240H181V238H182V236H184L185 235V238H190V237H186V236H188L189 235V233H191V232H189L190 230H193L194 228H197L195 231H197V234H196V237L195 238H197L198 236V232L199 231H201V232H199L200 234L202 233V236H203V232H205L206 231V233H207V231H210L209 233H208V236L207 237H209L210 235H211V233H212V231L213 232H215V230L217 231H220V230H224V235L223 236H221V237H223L222 239H225L223 242H224V244H232L231 243V240H233L234 241V237L236 236V235H232L233 237H231L230 236V234H229V232L231 231V228H229V225H231V224H229V225H227L228 224V222L227 221H229V218H231V217H227L228 219H227V224H226V226H225V224L223 223V221L222 222H220L222 219H218L217 218V216L218 215H216V214H218V212L219 211H216V207H219V205H220V203H218L217 201H213V197H215L214 196V194L213 193H216V192H214V188L215 187H213V186H215L216 185V182L217 181H215V180H213L215 177H214V175H213V179H210V177H208V178H205V179H207L206 181H205V179L203 180ZM217 177V176H216ZM3 179V177H0V179ZM8 178H9V175H8ZM41 178H43V177H41ZM41 178H40V180H41ZM116 181H117V179H116V177H113ZM131 177H130V179L131 180H133ZM4 179H6V178H4ZM22 179V178H21ZM35 179V177L34 176H30L29 178H27V184H26V186L25 187H23L24 189V191L26 192H30V197L28 196V197H26L27 196V194L25 195V197H26V202L25 203H28V204H31L32 203V201L34 202V203H38V202H35V201H37V197H36V199H33L34 197H32V194H36L37 195V193L35 192V191H37L38 193L41 191L40 190V188H42V186L41 185H38V187H37V185H35V183H38L36 180H34ZM38 179V178H37ZM44 179V178H43ZM56 179H57V177H56ZM91 179H97V177L96 178H91ZM111 179V178H110ZM110 179L108 180V181H110ZM172 181H174L175 179H173V178H170ZM170 179H169V181H170ZM188 179H189V177H188ZM19 180V179H18ZM24 180V179H23ZM55 180V179H54ZM102 180H104V179H102ZM112 180V179H111ZM126 180V181H125ZM124 181H121V179H120V182H127V179H125ZM129 180V179H128ZM131 180L129 181L130 183H132L131 182ZM136 180H138V179H136ZM176 180H178V178L176 179ZM175 180V181H176ZM215 181L214 183H215V185H213L214 183H213V181ZM1 181V180H0ZM4 181V180H3ZM10 181V180H9ZM8 181V182H9ZM36 181V182H35ZM44 181H46L45 179H44ZM43 181V182H44ZM116 181L114 182L115 183V185H117V183L119 184L120 182L118 181L117 183H116ZM134 181V180H133ZM169 181H167V183L169 182ZM179 181H181V180H179ZM178 181V182H179ZM6 182V181H5ZM7 182V183H8ZM94 182V181H93ZM110 182H112V181H110ZM109 182V183H110ZM128 182V183H129ZM134 182H136V181H134ZM141 183H143V184H145L144 182H142V181H140ZM146 182V183H147ZM171 182V181H170ZM184 182V181H183ZM193 182H190V183H192L193 184ZM23 183V182H22ZM108 182L106 183L105 182V184L107 185H109V187H112V186H110V184H109ZM147 183V184H148ZM154 183H155V181H154ZM160 183V184H161ZM18 184V183H17ZM24 184V183H23ZM39 184H40V182H39ZM44 183H42V185H43ZM104 184V183H103ZM104 184V185H105ZM123 184V183H122ZM122 184L121 185H119V186H121V188L123 187L122 186ZM126 184V183H125ZM136 184H140V183H137L136 182ZM135 184V185H136ZM161 184V185H162ZM168 184H170V183H168ZM172 184H174V183H172L171 182V184L170 185H168V189H169V187H171V185ZM176 184V183H175ZM174 184V185H175ZM183 184V183H182ZM185 184H186V182H185ZM192 184H189V186L191 185L192 187H193V185ZM112 185V184H111ZM114 185V184H113ZM114 185V186H115ZM124 185V184H123ZM127 185H129V184H127ZM134 185V184H133ZM133 185H131L130 184V186H126V188L125 187H123L124 189H126V190H124V192L125 191H129V193H127V195H125L124 196V198L125 197H127L128 196V194L129 195H131L130 196V198L132 199V198H138L137 197V195L135 196V194H134V190H136L135 188H134V190H133ZM142 187L144 186V185H142V184H140ZM140 185H138V186H140ZM177 185H179L180 186V183L179 184H176L175 186H177ZM40 186V187H39ZM46 186V184L44 185V187ZM79 186V185H78ZM78 186H77V188H78ZM139 187L140 189L142 188V187ZM146 186V185H145ZM152 186V185H151ZM160 186V185H159ZM158 186V187H159ZM163 186V185H162ZM179 186H177V187H179ZM182 187L184 186V184L183 185H181ZM191 186H190V189H191ZM80 187V186H79ZM99 188L101 187L102 188V186L100 185V186H98ZM136 187V186H135ZM166 187H164L165 189H166ZM172 187H174V186H172ZM176 187V188H177ZM181 187V188H182ZM40 190H38V189ZM146 188V187H145ZM152 188V187H151ZM161 188V190H163L162 188L163 187H160ZM176 188L174 189L175 191V193H177V190H176ZM184 188V187H183ZM194 188V187H193ZM18 189V188H17ZM76 189V188H75ZM143 189V188H142ZM147 189V188H146ZM145 189V190H146ZM164 189V190H165ZM178 189V188H177ZM185 189V188H184ZM189 189V190H190ZM218 190V185L216 186V188H215V190ZM35 190V191H34ZM77 190V189H76ZM79 190H80V192H81V194H77V196H74L73 197V195H72V198H71V204L70 203H68V204H70L68 207L67 206H65L64 207V205L63 204H61L60 202L59 203H57V204H54V206H51L50 208H48L49 206H47V213H46V215H45V220H46V218H47V222H45L46 224L47 223H49L48 224V228H49V230L50 229H52V231H54L53 233H55V238L53 237L52 239L54 240V241H56V244H58L57 246H58V248L57 249H59L60 250V254H59V258H60V256H61V261L60 262H62V263H60V264H123V262L121 261V262H116L117 260L116 259H114L113 257H111V256H106L107 258L106 259H103V257H100V256H97V255H95L92 251L94 250V248L96 249V248H98L99 246H101V247H107V245L109 246V250H112L110 253H115V252H113V250H119V248H121V246L124 244V243H126L127 244V242H130V241H132V239H133V234H132V228H131V226H133V223H132V217L131 216H128L127 214V216H125L126 217V219H125V217L123 216V218H117V217H114L116 220H114V218L113 219H111V217H110V219H107V217L109 218V214H112L111 212H112V208H113V210H115V206L117 207V206H121V202H125V201H119V199L118 200H116V203H114L115 204V206L114 207H112L111 208V206H113L114 204L113 203H111V201L112 200H110V203H109V200L107 201V199L106 200H102L101 198H100V196H97V195H95V196H93V195H91V197L92 198H89V196H90V194L89 193H93L94 194V191L95 190H93V191H91V192H87L89 195H87L86 194V192L85 193H83L84 191H82V189L81 188H79ZM100 190V189H99ZM160 190V191H161ZM182 190V189H181ZM43 191H45V189L43 190ZM97 191V190H96ZM138 191H140L139 189H138ZM142 191V190H141ZM140 191V192H141ZM143 191H144V189H143ZM151 191H153V189L151 190ZM180 191V190H179ZM187 191V190H186ZM219 191V190H218ZM223 191V190H222ZM228 191V190H227ZM23 192V191H22ZM26 192V193H27ZM79 192V191H78ZM98 192V191H97ZM136 192V191H135ZM140 192H138L137 194H139ZM161 192H163V191H161ZM165 192H166V190H165ZM172 192V191H171ZM225 192H226V190H225ZM224 192V193H225ZM75 193H77V192H75ZM142 193V192H141ZM169 193H170V190H169ZM181 193H182V195L184 194L182 191H180V193H179V195H181ZM188 193V192H187ZM192 193V192H191ZM190 192H189V194H191ZM224 193L222 192V194L224 195ZM226 193H228V192H226ZM225 193V194H226ZM15 194H18V192L17 193H15ZM22 194V193H21ZM25 194V193H24ZM40 194V193H39ZM38 194V195H39ZM57 193L55 192V195H56ZM61 195H59L60 197H66V195H68V193H67V191H66V193H65V191L63 192L62 191V193H60ZM87 195L86 197H88V198H86L85 197V195ZM96 194V193H95ZM159 195V197L156 195ZM186 194V193H185ZM189 194H186V195H189ZM195 194V195H196ZM217 194V193H216ZM222 194H221V192H220V195L222 196ZM230 194V193H229ZM43 195V194H42ZM155 196V198H153L152 199V197H154ZM164 195V194H163ZM177 195H178V193H177ZM178 195V196H179ZM192 196H193V194H191ZM218 195V194H217ZM216 195V196H217ZM226 195H228V194H226ZM97 196V197H96ZM165 196V195H164ZM168 196H169V194H167V198H168ZM184 196V195H183ZM192 196H191V199H192ZM16 197V196H15ZM24 197V196H23ZM58 197V196H57ZM95 197V198H94ZM118 197V196H117ZM158 197V198H157ZM161 197V198H160ZM177 197V196H176ZM179 197H181V196H179ZM195 197H198L197 195L195 196ZM194 197V198H195ZM218 197V196H217ZM226 196H224V198H222V199H226L225 198ZM13 198V197H12ZM17 198V197H16ZM15 198V199H16ZM46 198V197H45ZM45 198L43 199V202H44V200H45ZM48 198V197H47ZM46 198V199H47ZM130 198H128L129 199V201H130ZM140 198V197H139ZM138 198V199H139ZM122 199H123V197H122ZM121 199V200H122ZM186 199L187 200H189L190 198L188 197H186ZM214 199H217L218 200V198H214ZM13 200V199H12ZM114 200V201H115ZM126 200V199H125ZM185 199L183 198V201H184ZM193 200V199H192ZM19 201H21V200H19ZM39 201V200H38ZM42 201V200H41ZM41 201H39V203L41 202ZM113 201V202H114ZM138 201V202H139ZM159 201L161 202V204L159 203ZM182 201V200H181ZM180 201V202H181ZM186 201V200H185ZM184 201V202H185ZM103 202H105L104 204L106 205H104V206H102L103 205ZM137 202V203H138ZM182 203V202H181ZM186 203H187V201H186ZM215 203H218L217 205L218 206H215L214 204ZM21 204H22V202H21ZM28 204H26V205H28ZM33 204V203H32ZM111 204H113V205H111ZM139 204V203H138ZM44 205V204H43ZM43 205H42V207L41 208H43ZM123 205H125V203L124 204H122V206ZM41 206V205H40ZM107 206H110L109 208L107 207ZM221 206H223V205H221ZM82 207H84V208H86V207H88V208H90V209H92L91 210V213H95V215H90V220L92 219H96L95 217H96V215H97V217L99 218V220L97 219L96 221H99L98 223L96 222V224H97V231L95 232V231H91V230H93L92 229V227H96V225L94 224V220H93V224H92V226H91V223H92V220L90 221V224H88V222H85L84 220H86V218L82 215V217L83 218H85V219H80V221L82 222V224H80V222L78 223L77 221L79 220H75V219H77V218H73V217H70L69 215H72V214H76L77 212L79 213L81 210L83 211V209H82ZM124 207V206H123ZM224 207V206H223ZM222 207V208H223ZM20 208H22V206L20 207ZM19 208V209H20ZM40 208V209H41ZM67 208V209H66ZM119 207H117L116 209H118ZM120 208H122V207H120ZM145 208V207H144ZM143 208V209H144ZM154 208V209H155ZM159 208V209H160ZM227 208H229V206L227 205ZM227 208H223V210L224 209H227ZM143 209H141L140 208V211L142 210V212L144 211ZM146 209V208H145ZM146 209V210H147ZM159 209H157V210H159ZM24 210V209H23ZM23 210H22V212H23ZM65 210H67L66 212H65ZM139 209H137V211H138ZM146 210H145V212H146ZM163 210V209H162ZM229 210H231V209H229ZM81 211V212H82ZM88 211V210H87ZM90 211V210H89ZM88 211V212H89ZM93 211V212H92ZM110 211V212H109ZM116 211V210H115ZM136 211V212H137ZM147 211H149V210H147ZM160 211V210H159ZM164 211V210H163ZM20 212V211H19ZM39 212H41V210H39ZM38 212V210H37V213H39ZM80 212V213H81ZM109 212V213H108ZM139 212V211H138ZM144 212V213H145ZM150 212H153L154 213V211H150ZM165 211H164V213H166ZM216 212V213H215ZM220 212H222V211H220ZM139 213H141V212H139ZM143 213V214H144ZM160 213V212H159ZM159 213H157V211H155V213L154 214H159ZM232 213V212H231ZM35 214H36V212H35ZM86 214H88V213H86ZM138 214V213H137ZM219 214H223L224 215V213H219ZM226 214H229V211H227V213ZM85 215V214H84ZM146 215V214H145ZM152 215V219L154 220V218H153V214H147V216L149 217V218H147V217H145L144 215H143V218L145 217V218H147V220L148 221H151L150 220V216ZM221 216V218L222 217H224V216ZM91 216L93 217V218H91ZM135 216V215H134ZM138 216V215H137ZM134 217V218H138V217ZM140 216V215H139ZM142 216V215H141ZM86 217H87V215H86ZM121 217V216H120ZM165 217V218H164ZM220 217V216H219ZM226 217V216H225ZM88 218V217H87ZM139 218H142V217H139ZM217 218V219H216ZM117 219L119 220V219H121L120 221L121 222H123V223H121V222H117ZM156 219V218H155ZM158 219H160V218H158ZM157 219V220H158ZM181 219V220H180ZM42 220H44V219H42ZM44 220V221H45ZM123 220V221H122ZM125 220V221H124ZM146 220V221H147ZM152 220V221H153ZM224 220V219H223ZM226 220V219H225ZM225 220H224V222H225ZM155 221V220H154ZM163 221V220H162ZM117 222V223H116ZM166 222V221H165ZM225 222V223H226ZM160 223H163V224H161L162 226H168V224L170 225V223H168V224H166V225H164V222H160ZM230 223V222H229ZM122 224V225H121ZM94 225V226H93ZM120 226H121V228H120ZM234 227H237L236 225H233ZM169 227V226H168ZM168 227L166 228V232L167 231H169L170 230V228L168 229ZM232 227V226H231ZM239 227V226H238ZM238 227H237V231H239V229H238ZM47 228V229H48ZM113 228H114V230H116L117 232H115L114 233V230H113ZM123 228V229H122ZM159 228H161V227H159ZM233 228V227H232ZM240 228V227H239ZM95 229V228H94ZM99 229V230H98ZM123 231H125V233H121V235L119 234L120 232H122V230ZM162 229H163V233H164V228L162 227ZM172 229H171V231H172ZM236 229V228H235ZM112 230H113V232H112ZM119 230H121V231H119ZM160 231H158V233L160 232V235L159 236H161V229H159ZM157 231V230H156ZM217 231V232H218ZM234 231V228L232 229V233L233 234H239V233H234L233 232ZM50 232V231H49ZM49 232H47V233H49ZM97 233L96 235H94V237H98V239H99V241L98 242H93V241H91V239H92V237H93V233ZM119 232V233H118ZM165 232V233H166ZM189 232V233H188ZM194 232V231H193ZM235 232H236V230H235ZM46 233V234H47ZM94 233V234H95ZM168 233V232H167ZM188 233V235H186ZM24 234V233H23ZM22 234V235H23ZM52 234V233H51ZM123 234H125L124 236H123ZM170 234V233H169ZM168 234V235H169ZM170 234V235H171ZM192 234H194V236H195V232L194 233H192ZM215 234H216V232H215ZM25 235V234H24ZM50 235V234H49ZM48 235V236H49ZM92 235V236H91ZM18 236V235H17ZM21 236V235H20ZM70 236H72V237H76V239H75V241H74V245L72 246V245H70V244H66L65 242L69 239V237ZM163 236V235H162ZM189 236H191V234L189 235ZM206 236V235H205ZM238 237H239V235H237ZM13 237V236H12ZM44 237V236H43ZM46 237V236H45ZM164 237V236H163ZM162 237V238H163ZM169 237V236H168ZM192 237V236H191ZM200 237V236H199ZM206 237V238H207ZM211 237H213L214 239H215V237H217V236H211ZM49 238H50V236H49ZM123 238H124V240H123ZM161 238V239H162ZM166 238V237H165ZM177 238V237H176ZM176 238H174V239H176ZM184 238V237H183ZM201 238V237H200ZM202 238H204V237H202ZM213 238H210L209 237V239H212L213 240ZM234 238V239H233ZM40 239V238H39ZM43 239V238H42ZM48 239V238H47ZM94 239V238H93ZM92 239V240H93ZM131 239V240H130ZM164 239V238H163ZM171 240H174L173 238H170ZM208 239V240H209ZM51 240V239H50ZM96 239H94V241H95ZM176 240H178V239H176ZM216 240V239H215ZM214 240V241H215ZM40 241V240H39ZM42 241V240H41ZM40 241V242H41ZM53 241V242H54ZM69 241V240H68ZM175 241V240H174ZM219 240H217V242H218ZM235 241H236V239H235ZM39 242V243H40ZM50 242V241H49ZM161 242V241H160ZM159 242V243H160ZM171 243L173 242V241H170ZM213 243V241H210L209 242V244L210 243ZM223 242H219L220 244H222L223 245ZM63 243V244H62ZM92 243H95V244H93V246H94V248H93V250H92V247H89V245H92ZM97 243H99V246L98 247H95V246H97ZM157 243V242H156ZM162 243V242H161ZM210 244V246L211 245H213V244ZM215 243V242H214ZM219 243H217V244H219ZM41 244V243H40ZM62 244V245H61ZM158 244V243H157ZM208 244V242H206V244H204V247H205V245H209ZM43 245H45V244H43ZM42 245V246H43ZM104 245V246H103ZM106 245V246H105ZM161 245V244H160ZM162 245H163V243H162ZM161 245V246H162ZM215 245L216 244H214L212 247H215ZM225 245V246H226ZM36 246V245H35ZM38 246V245H37ZM40 246V245H39ZM53 246H54V244H53ZM161 246H159L160 248L159 249H161L162 247ZM163 246H165V245H163ZM218 246V245H217ZM224 246V245H223ZM222 246V247H223ZM234 246V245H233ZM47 247V246H46ZM123 247V246H122ZM218 247H220V246H218ZM229 247V246H228ZM40 248V247H39ZM49 248V247H48ZM90 248V250H92L91 252H90V250H88ZM108 248V247H107ZM200 248V247H199ZM209 248V247H208ZM231 248V247H230ZM38 249V248H37ZM36 249V250H37ZM40 249H43L42 247L40 248ZM57 249H56V251H57ZM99 249V248H98ZM163 249H165L164 247H163ZM202 249V251H199V252H202L201 254H204V255H206V252L204 253L203 252V250H204V248H200V250ZM212 250H213V248H211ZM210 249V251H208V252H211L212 250ZM219 249V248H218ZM32 250V249H31ZM44 250V249H43ZM42 250V251H43ZM54 250V249H53ZM58 250V251H59ZM97 250V249H96ZM105 250H107V249H105ZM109 250L106 252V253H108L109 252ZM214 250H215V248H214ZM213 250V251H214ZM217 250V249H216ZM35 251V250H34ZM33 251V252H34ZM38 251H39V249H38ZM50 251H52V250H50ZM55 251V250H54ZM97 251H99V250H97ZM103 251V249L101 250V252ZM204 251H206V250H204ZM41 252V251H40ZM53 252V251H52ZM51 252V253H52ZM105 252V251H104ZM117 252V251H116ZM198 251H197V255H198V253H199ZM43 254H44V252H42ZM47 253V252H46ZM59 253V252H58ZM109 253V254H110ZM212 253V252H211ZM224 254H225V252H223ZM37 254V253H36ZM41 254V253H40ZM55 254V253H54ZM53 254V255H54ZM98 254V253H97ZM214 254V253H213ZM220 254V253H219ZM219 254H217L216 253V256H218ZM224 254H223V256H224ZM227 254V253H226ZM46 255H48V254H46ZM193 255V254H192ZM202 256L201 258H199V261H200V263L199 264H207V262L209 261V260H207L206 259V257H207V255H206V257L205 256ZM210 255V256H209ZM222 255V254H221ZM39 256H41V255H39ZM189 256H191V255H189ZM194 256V255H193ZM199 256V255H198ZM213 256V255H212ZM214 256H215V254H214ZM215 256V257H216ZM220 256V255H219ZM218 256V257H219ZM226 256V255H225ZM19 257V256H18ZM43 257H45L44 255H43ZM42 257V258H43ZM208 257H210V259L212 260L213 259V261L214 260H218V259H215V258H211V254H209L208 253ZM207 257V258H208ZM47 258H49V256L48 257H46V259ZM52 258V257H51ZM54 258V257H53ZM58 258V257H57ZM30 259H34V258H31L30 257ZM29 259V260H30ZM35 259H37L36 257H35ZM38 259H40V258H38ZM55 259L56 258H54V261H55ZM190 259V258H189ZM223 259V258H222ZM44 260V259H43ZM50 260V259H49ZM49 260H47V262L49 261ZM27 261V260H26ZM25 261V262H26ZM39 261V260H38ZM37 261V262H38ZM46 261V260H45ZM224 261V260H223ZM32 262V261H31ZM41 262V261H40ZM46 262V263H47ZM56 262V261H55ZM58 262V261H57ZM220 261H218V263L217 264H221V262L219 263ZM26 263H30V262H26ZM45 263V262H44ZM45 263V264H46ZM51 263V262H50ZM33 264V263H32ZM38 264V263H37ZM41 264H43V261H42V263ZM53 264H57V263H53ZM126 264V263H125ZM127 264H131V263H127Z\"/></svg>", "mask_w": 264, "mask_h": 264}]
</instances>
